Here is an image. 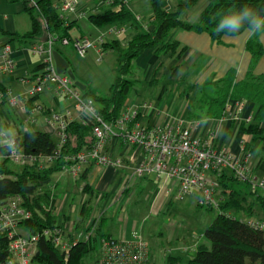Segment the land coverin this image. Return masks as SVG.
<instances>
[{
	"label": "trees",
	"instance_id": "1",
	"mask_svg": "<svg viewBox=\"0 0 264 264\" xmlns=\"http://www.w3.org/2000/svg\"><path fill=\"white\" fill-rule=\"evenodd\" d=\"M21 1L31 17V29L20 35L8 33L0 28L1 32L9 36L10 41L13 40L14 35L25 40L43 41L49 32L72 39L69 30L75 21H65L60 18L51 0H37V6L32 5L29 0ZM161 2L162 0H150L152 9L150 29L145 28L144 22L138 20L136 15L125 6L126 3L119 0H115L114 7H102L98 12L89 13L87 16L96 27L129 24L134 29V33L124 43L114 38L105 39L100 44L102 51L112 50L115 53L117 62V74L110 84L108 95H98L88 86L81 90L83 96L93 100L98 113L106 121H113L120 114L128 98L131 82L126 75L131 70L132 59L143 49L153 47L156 53L168 51L176 53L179 42L169 37L171 30L176 27L205 31L212 40L220 42L224 35L236 34H217L214 31L216 21L213 17H216L218 12L232 6L240 8L244 5L264 12V0H208L199 14L198 21L192 24L186 22L183 16L197 0H176L171 9H165ZM244 30L241 29L240 33ZM258 36L259 34H251L245 44L246 49L251 53L250 66L245 76L236 79L234 70L229 69L226 75L215 83L214 94L201 103L197 101L196 107L205 108L206 115L221 117L230 99L243 98L255 103L258 106L255 119L250 122L241 121L238 126L250 136V141L259 140L261 147L264 148V125H262L264 124V74L256 75L252 71L256 60L264 54V46L258 40ZM54 48L61 53L56 44ZM7 92V87L0 82V101L5 99ZM31 100L29 98L25 101L26 107H30ZM92 129L91 121L68 122V140L62 152L76 153L90 148L95 140ZM30 132L35 133V140L30 139ZM15 139L18 147L29 154L46 155L52 153L55 148V142L50 134L41 130L25 131ZM2 150L3 148H0V151ZM62 163L63 161H59L48 169L38 168L37 164H27L19 171H15L9 167L6 158L0 159V205L7 197L18 195L22 199V204L32 211V217L21 222V226L26 228L29 235L39 233L34 260L40 264H84V257L96 249L97 237L103 235L96 232L91 240L77 242L69 249L68 256L55 248L50 238L42 235L45 228L53 226L55 218L51 210H46L50 205V197L47 192L39 190L40 182L48 178L52 171L61 170ZM89 166L90 164L83 169L80 177H85ZM231 180L238 179L226 171L218 178L220 191L218 212L203 231V236L208 240L209 245L200 243L195 253L186 261L180 257L168 256V264H264V226L253 227L247 221L251 218L264 220V194H256L255 191L249 190L250 201L240 189L230 186ZM84 188L89 192V196L82 204L81 213L86 216L91 207L89 202L92 192L88 184H85ZM253 203L258 204L262 215L259 212L258 216L253 210ZM207 208L212 207L207 206ZM233 213H241L245 219L237 218ZM6 256L7 239L0 234V264L5 263Z\"/></svg>",
	"mask_w": 264,
	"mask_h": 264
},
{
	"label": "crops",
	"instance_id": "2",
	"mask_svg": "<svg viewBox=\"0 0 264 264\" xmlns=\"http://www.w3.org/2000/svg\"><path fill=\"white\" fill-rule=\"evenodd\" d=\"M175 1L176 0H162L161 5L165 9H171ZM93 5L88 6L84 4L82 6L88 10L91 9ZM125 6L127 7V5ZM89 13L90 11L88 14ZM136 15L147 25V28H152L150 22L152 18V9L150 15L147 17H143L139 13ZM81 16L82 15L79 14L68 15L69 21L74 20V24H77V18ZM183 19L188 23L194 24L192 21L186 20L184 16ZM0 28L8 33L20 35L31 29V17L21 0H0ZM97 28L101 29L100 27ZM100 33L101 32H97L96 34L99 35ZM133 33L134 29L118 38L106 35L105 39L111 40L116 38L121 43H124ZM14 36L13 40L10 41L9 36L0 31V44L4 42L10 44L12 57L14 59V68L12 71H0V82L8 89L5 99L0 101V126L12 129L15 132V137L25 131L41 130L49 133L55 142L56 137L49 132L46 122L49 113L51 111L63 112L68 108L71 112L69 122H80L78 110L73 105L70 98L57 96L52 88H45L36 95H30L29 91L34 84L33 75L38 74L42 68L41 57L30 49L34 41L25 40L16 35ZM82 36L86 35L83 33L78 35V37ZM250 36L251 33L244 30L236 35H224L222 40L217 42L212 40L205 31H195L194 29L179 27L172 29L169 33V37L179 42L178 49L180 50L177 49L176 53H171L170 51L156 53L153 47L145 48L139 55L132 59L129 74L133 77L132 80L134 81L141 76L140 78L150 85L148 92L152 91L151 85L162 77H168L170 81H178V87L175 89V99L170 106L160 102L166 90L165 84H162L156 94L154 92L152 93L153 99H148L145 96L139 97L137 90L134 89L133 92L129 91L126 101L138 97L151 104V110L147 113H145L144 110L140 112L139 120L143 123L159 122L168 114L180 115L184 122L190 120L200 121L202 116L211 117L208 123L200 124L197 129V134L204 137L209 131L216 130V138L214 141L218 145L227 146L235 153L241 152L242 141L246 149L250 150L251 148L252 150H250L252 154L251 165L254 173L260 177H264V148L261 147L259 140L254 142L250 141V136L239 128L237 122L223 117L227 109L226 105L221 117L206 115L205 108L196 107V95L201 89L200 87L197 88L198 85L205 86V94L207 95H205L204 98H210L216 89L215 83L223 78L229 69L234 70L236 79H241L245 76L251 61V53L245 47L246 41ZM258 40L262 46H264V35L259 34ZM60 51L67 59L62 50ZM252 71L256 75L264 74V54L256 60ZM75 79H77L76 76ZM128 79L131 80V77ZM134 81L129 83L130 87L133 85L132 83H134ZM190 82H194L195 85H192L189 91H186V84ZM85 85L87 86V84ZM14 97L19 101L22 99L26 101L31 98L32 100L29 103L30 107H25V110H23L18 105L12 104L10 99ZM232 102L233 99L227 101L228 104ZM257 108L258 106L255 103L250 100H245L241 109V117H249L250 121H253ZM259 149L262 152L260 151L258 155L253 156V151ZM106 150L112 157L120 158L121 165H90L84 178H74L62 169L55 170L48 175V178L40 182L39 190L47 192L50 197L49 206L51 207L52 214H54V223H58L66 228L69 226L70 222H73L72 231L78 233L84 230L90 222L92 213L97 211L100 213V216L97 220L96 232L111 236L115 239H123L130 237L131 233L134 230H138V228L135 229L133 223L115 226L112 217L107 220L108 214L102 202L109 195L128 189L131 179L137 176L133 174V170L140 155L137 148L126 149L116 137L112 138L107 143ZM49 167L50 166L46 168L48 169ZM226 172L229 173L228 170H226ZM139 177H141L143 181L150 180L153 182V187L148 196L149 198H147L151 207L155 208V205L159 206L164 199L168 201H171L173 198L177 199L175 190L171 193L165 190L169 185L168 180H159L153 175ZM85 184H88L92 192L89 202L91 207L86 216L81 213L82 204L89 196V192L84 188ZM142 184L146 185L145 182H142ZM255 192L256 194H264L262 190H257ZM188 194L196 195V205L198 206V191L193 190ZM250 199L251 197L248 195V200ZM255 205L258 204L255 203ZM23 229H25V231ZM19 232L25 235L28 234L24 226L19 228ZM177 239L183 242V244L177 248L180 252L168 254L167 257H180L184 261L183 253H187L193 249L196 250L197 246L200 244V242L196 240L190 241L186 235L179 236L178 234ZM167 257L166 264H168Z\"/></svg>",
	"mask_w": 264,
	"mask_h": 264
},
{
	"label": "built area",
	"instance_id": "3",
	"mask_svg": "<svg viewBox=\"0 0 264 264\" xmlns=\"http://www.w3.org/2000/svg\"><path fill=\"white\" fill-rule=\"evenodd\" d=\"M60 18L69 21V14H86L79 0H51ZM126 3L128 0H119ZM37 6V0H29ZM115 0H98L88 12H98L102 7H112ZM114 7V6H113ZM140 20V17L136 15ZM152 19V18H151ZM126 25H109L106 31L101 32L95 41L87 36L72 40L79 55L83 56L87 49L95 42L102 43L107 34L118 38L126 32ZM144 27L147 25L144 23ZM69 43L70 39L49 32L43 41H34L30 49L41 57L42 68L33 75L34 84L30 95H36L45 88H52L57 96L70 98L78 110L81 123H93L92 134L94 143L88 149L76 153L62 152L68 140L67 124L71 112L66 108L63 112L51 111L46 119L48 130L56 137L55 148L52 153L36 155L24 152L17 145V150L8 153L0 151V159L6 158L21 166L37 164L38 168H46L63 161L61 169L72 177L78 178L87 165L119 166L121 159L112 157L106 150L107 143L114 137L118 138L126 149L137 148L140 158L133 170L137 176L153 175L159 180H168L166 192L175 190L177 198L193 190L198 191L197 204L219 208L218 178L228 170L240 181L248 184L251 191H264V177L256 175L251 165V151L246 149L241 141V152L235 153L227 146L218 145L216 130H211L206 136L197 134L199 121H183L180 115H166L163 120L155 123H143L140 112L147 113L151 104L134 97L125 102L118 117L113 121H106L91 98L83 96L81 89L65 73H58L55 69L52 51L56 42ZM0 71L10 72L14 68L12 49L8 42L0 44ZM25 99L21 101L15 97L10 101L25 110ZM245 99H235L226 104L223 117L237 122H250V118L241 117V109ZM88 113V114H86ZM17 144V141H16ZM46 210H51L48 206ZM100 213L95 211L90 222L83 231L74 233L73 222L68 227L54 223L51 228H45L42 235L50 238L52 244L59 251L68 256L69 249L79 241H89L96 234L97 220ZM32 211L22 204L18 195L7 197L0 205V234L7 239V256L4 264H40L34 260L37 250L39 233L22 234L19 232L21 222L30 219ZM253 227L264 226L262 219H248ZM96 256L94 264H148V248L140 232L134 230L130 237L115 239L108 235L97 237Z\"/></svg>",
	"mask_w": 264,
	"mask_h": 264
},
{
	"label": "rangeland",
	"instance_id": "4",
	"mask_svg": "<svg viewBox=\"0 0 264 264\" xmlns=\"http://www.w3.org/2000/svg\"><path fill=\"white\" fill-rule=\"evenodd\" d=\"M79 2L80 6L84 4L91 6L97 3L98 0H79ZM207 2L208 0H197V2L186 11L184 18L196 23L200 12L206 6ZM126 5L135 15L139 13L143 17H147L151 13L150 0H128ZM87 15L88 10H86V14L77 18V24H73L70 28L69 32L72 39H70L69 43L62 44L57 41L56 46L62 50L69 60L70 67L74 71L77 80L81 81L83 84H87L92 92L106 96L109 93L110 84L117 74V62L114 52L102 51L100 43L95 42L94 46L87 49L85 54L81 56L72 42L80 33L85 34L91 40L95 41L98 35L96 34L97 32L106 31V27L99 29L93 25L87 19ZM125 27L126 32L124 34L133 30L129 24H126ZM126 77H131V81H134L129 73ZM140 77L132 83L133 85H131L129 91L133 92L135 89L139 97L145 96L150 99L152 98V93L154 92L156 94L162 84H165L166 90L160 102L170 106L175 99V89L178 87V81H170L168 77H162L151 85L152 91L148 92L150 85L145 83ZM192 85H195L194 82L187 83L186 91H189ZM199 87L201 89L197 92L196 100L198 103H201L205 101L204 97L207 94H205L204 85H198L197 88ZM81 94H83V92H81ZM260 151V149L254 150L253 156L258 155ZM8 165L15 171L21 169V165L14 164L11 161H8ZM142 182H145L146 185L142 184ZM229 184L236 189H240L242 193L248 196L250 188L244 181L231 180ZM152 187V181H143L141 177L135 176L131 179L127 190L111 194L102 202L108 214L107 220L112 217L115 226L133 223L135 229H140V235L147 243L148 247V264H166V257L168 254L180 252L177 248L182 245L183 242L177 239L178 234L179 236L186 235L190 241L196 240L200 243L209 245L208 240L203 236V231L218 212L217 208L212 207L208 209L206 206H197L196 195L194 194H186L182 199L173 198L171 201L164 199L159 206L155 205L154 208L150 206L149 200L147 199L149 198L148 196L150 195ZM217 193H220L219 189ZM253 210L258 216L260 213L262 215V210L258 205L254 204ZM233 215L237 218L245 219L241 213H233ZM23 230L25 231V229ZM195 251L196 250L193 249L187 253H183L184 261L190 258ZM95 256V250L89 252V254L84 257V264H94Z\"/></svg>",
	"mask_w": 264,
	"mask_h": 264
},
{
	"label": "clouds",
	"instance_id": "5",
	"mask_svg": "<svg viewBox=\"0 0 264 264\" xmlns=\"http://www.w3.org/2000/svg\"><path fill=\"white\" fill-rule=\"evenodd\" d=\"M213 19L216 21L214 31L217 34H238L241 29H245L253 35H264V12L253 9L248 5L240 8L232 6L218 12ZM210 119L211 117L202 116L199 123L206 124ZM29 134H31V140L36 139L35 133L30 132ZM0 148L5 149L9 154L17 150L15 132L5 126H0Z\"/></svg>",
	"mask_w": 264,
	"mask_h": 264
},
{
	"label": "water",
	"instance_id": "6",
	"mask_svg": "<svg viewBox=\"0 0 264 264\" xmlns=\"http://www.w3.org/2000/svg\"><path fill=\"white\" fill-rule=\"evenodd\" d=\"M52 56L54 59L55 69L58 73L65 72L72 80L73 83L81 90H84L86 85L81 81L75 79V74L72 68L69 66L68 60L56 49H53Z\"/></svg>",
	"mask_w": 264,
	"mask_h": 264
}]
</instances>
